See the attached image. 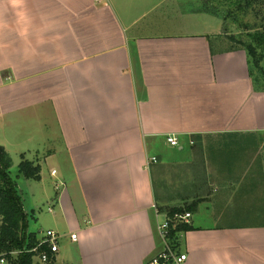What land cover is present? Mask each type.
Segmentation results:
<instances>
[{
    "label": "crops",
    "instance_id": "crops-1",
    "mask_svg": "<svg viewBox=\"0 0 264 264\" xmlns=\"http://www.w3.org/2000/svg\"><path fill=\"white\" fill-rule=\"evenodd\" d=\"M196 4L0 0V147L48 168L56 264H145L172 208L184 264H264V91Z\"/></svg>",
    "mask_w": 264,
    "mask_h": 264
},
{
    "label": "trees",
    "instance_id": "trees-1",
    "mask_svg": "<svg viewBox=\"0 0 264 264\" xmlns=\"http://www.w3.org/2000/svg\"><path fill=\"white\" fill-rule=\"evenodd\" d=\"M259 1L261 5L258 4ZM254 2L255 10L264 7L263 0H198L195 12L218 18L224 23L227 15L232 14L235 19L239 14L254 9ZM225 6L235 7V12L225 14L220 11ZM261 29L264 27L255 25V33L247 35L244 40L229 36L234 44L233 49H240L246 53L250 76L258 91H264V71L260 66L264 55L258 53V50L264 49V31ZM11 167V158L0 147V260L5 264H39L33 262L34 255L30 253L38 242V235L28 231L29 215L23 209L22 196L10 175ZM17 172L26 180L33 182L40 180V166L27 160L23 154L20 155ZM185 213L190 211L173 208L165 210V221L168 223L166 241L174 250H177L178 235L193 230L189 224L179 223L174 218ZM13 254H17L15 261ZM45 264H56L55 259Z\"/></svg>",
    "mask_w": 264,
    "mask_h": 264
},
{
    "label": "rangeland",
    "instance_id": "rangeland-1",
    "mask_svg": "<svg viewBox=\"0 0 264 264\" xmlns=\"http://www.w3.org/2000/svg\"><path fill=\"white\" fill-rule=\"evenodd\" d=\"M259 3L261 2L259 1L258 4ZM253 7L254 9L246 12L245 14H239L235 19L232 14L227 15V17H225L224 23L222 22V20L212 17L210 15L208 16L206 14H202L197 18L204 19L205 21L212 23V25H215L217 30H223L228 34L233 35L234 37L244 40L247 35L255 33V25L259 27H264V7L259 8V10H255V2L253 4ZM220 11H223V13L225 14L227 12L233 13L235 12V7L232 8L229 6H225L224 8H221ZM246 27L250 28L246 29ZM261 31H264V29H261ZM258 53L260 55H264V49L258 50ZM260 66L261 69L264 71V58L263 61L260 63ZM258 77L261 78L260 76ZM176 148L177 147H175L174 149ZM10 158L12 161L10 175L17 184L18 193L22 196L23 209L29 215L28 231L34 232L39 235L40 233H43L48 229H52L54 226L53 223L56 221V219L54 218V213L48 211L52 208L48 196L54 192V189L52 188L50 179L48 177V168L43 164V176L46 179V193H43V188L38 183L26 180L18 174L17 168L20 162V156L12 154ZM25 158L29 161H31L30 159H32V157L28 154ZM16 257L17 254H13L14 261ZM33 262L35 263L36 259H33Z\"/></svg>",
    "mask_w": 264,
    "mask_h": 264
},
{
    "label": "built area",
    "instance_id": "built-area-1",
    "mask_svg": "<svg viewBox=\"0 0 264 264\" xmlns=\"http://www.w3.org/2000/svg\"><path fill=\"white\" fill-rule=\"evenodd\" d=\"M167 143L171 147H176L178 145L177 139L174 136H168L166 138ZM151 163H156L155 158H151L149 162L146 163V166ZM51 175H55V171L51 172ZM51 212V209L48 210ZM191 215L185 213L182 215H176L174 218L179 223L189 224V219ZM168 229V223L165 221L162 225L158 227L161 237L164 239V249L159 252L157 255L150 258L145 264H184L186 261V255L180 254L176 250L172 249L166 241V234ZM37 244L30 250V253L34 255L33 259H36L35 263L45 264L47 262L55 259L56 254L58 253L59 248V239L60 236L58 233L47 230L39 234ZM38 235V236H39ZM69 238L71 241L77 240L76 234H70ZM0 264H4L3 260H0Z\"/></svg>",
    "mask_w": 264,
    "mask_h": 264
}]
</instances>
